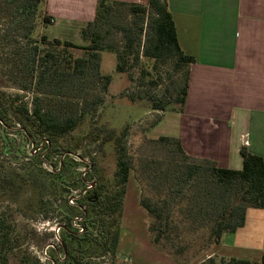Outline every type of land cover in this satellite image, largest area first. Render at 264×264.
I'll use <instances>...</instances> for the list:
<instances>
[{
  "label": "trees",
  "instance_id": "trees-1",
  "mask_svg": "<svg viewBox=\"0 0 264 264\" xmlns=\"http://www.w3.org/2000/svg\"><path fill=\"white\" fill-rule=\"evenodd\" d=\"M45 5L46 0H0V10L10 15L12 27L17 28L16 36L27 41L20 58L21 66L34 77L38 92L29 104L21 94L0 90V123L4 129L13 126L8 122L11 116L17 119L15 124L23 125L22 132L28 137L38 133L58 140L80 128L87 119L92 123L105 102L102 93L93 92V86L100 84L101 91L108 92L113 79L112 75L101 72L104 51L116 55L117 72L127 74L130 81L134 80V68L145 59L139 77L141 86L146 78L151 86H157L163 79L161 67L170 64L168 78L174 85L173 91L167 87V94L162 98L158 94H130L129 97L132 100L146 98L158 111L184 110L190 66L195 58L181 49L168 0H148L147 4L99 0L94 19L79 32L82 43L50 40L46 34L39 38L32 36L39 9L45 10ZM50 20V16L44 17V22ZM117 33L122 35V48L115 41ZM77 50L82 54L75 55ZM181 72H184L183 81L177 84L174 76ZM40 94L78 99L82 104L67 115L52 106H43ZM167 95L173 97V101L167 100ZM128 130V125L119 135L110 130L109 137L105 138V142L112 141L115 146L116 172L111 185L106 186L98 179L94 195L89 198L90 226L97 224L103 233L79 234L71 227H64L60 242L66 260L60 261L56 250L52 249L50 258L54 264H83V259H87L86 264H94L93 259L104 253L116 255L132 171L141 186L140 205L150 219L148 230L152 242L164 252L168 248L177 250L166 252L174 259L176 253L190 248H198L199 254L221 244L226 233H234L245 225L249 208L264 209L263 156L242 147L243 168H223L214 160L190 155L180 138L161 135L147 138L135 157L129 155L124 143ZM48 174L58 182L65 178L64 172ZM58 208L68 219L78 214V209L67 204L66 197ZM13 230V219L3 213L0 216V264H8L9 252L23 245L19 236L12 234ZM21 260L24 264H44L39 256L26 250ZM206 263L264 264V256L260 262L236 257H222L217 262L211 256Z\"/></svg>",
  "mask_w": 264,
  "mask_h": 264
},
{
  "label": "rangeland",
  "instance_id": "rangeland-1",
  "mask_svg": "<svg viewBox=\"0 0 264 264\" xmlns=\"http://www.w3.org/2000/svg\"><path fill=\"white\" fill-rule=\"evenodd\" d=\"M47 16L43 7L39 9L32 34L39 38L46 34L50 40L58 38L75 43H82L78 26L63 27L53 26V21L44 22ZM131 20V16H128ZM85 27V26H84ZM17 28L12 27L10 15L0 10V90L7 94H21L29 104L38 95L34 77H30L22 68L20 60L26 39L16 36ZM115 41L122 48L124 45L122 35L117 33ZM82 51H75L81 55ZM145 59L133 70L134 80L130 81L127 74L118 73L116 70V55L109 51L102 52L101 72L113 76L108 92L101 91V85L93 86L95 94L102 93L104 104L93 122L88 123L74 131H70L60 139H51L46 134H34L28 137L23 131V125L17 119L9 116L8 122L13 125L4 129L0 123V216L6 213V218L13 219L14 230L12 234L19 236L22 246L8 254V264H24L21 260L23 251H28L39 256L44 264H53L48 260L52 248L45 253V249L52 244L58 245L60 236L55 229L63 221L59 211V202L64 201L68 191L65 190L75 184L80 185L78 167L71 168V172L61 181H55L48 172L52 171L49 162L58 163L60 154L86 153L90 158L95 157L96 178L106 186L113 183L116 172V151L114 143L105 142L110 130L119 135L125 126H129L127 136L124 138L129 155L137 157V150L147 138H157L165 132L171 131L162 126L164 114L174 115L179 111L168 109L158 111L152 108L148 99H130L129 95L146 96L158 94L160 98L167 94L166 88L172 86L168 72L171 65L161 67L162 80L157 86H151L149 79H145L143 86L139 85L140 71ZM177 84L183 81L184 72L176 73ZM28 86L29 89H24ZM43 106H52L54 109L69 114L74 112L82 103L78 99L61 98L40 94ZM172 99L167 95V100ZM63 101L62 103L60 101ZM51 102H57L53 104ZM177 108L179 107L176 105ZM105 128V131L104 129ZM20 130V131H19ZM49 137L50 145L43 142L44 137ZM31 139L33 141H31ZM33 142V144H32ZM91 154V155H90ZM92 156V157H91ZM70 158V157H67ZM89 158V157H88ZM70 162L72 159H69ZM51 162V163H52ZM78 166V165H77ZM130 193L126 204V215L122 220L120 244L116 255L104 253L93 259L94 264H207L206 261L213 256L217 262L221 256L216 248H208L197 254L198 248L176 253V259L166 252H175L168 248L166 252L158 249L152 242L148 230L150 222L147 211L140 205L141 186L136 180L135 172L131 173ZM138 187L135 188V185ZM128 186V187H129ZM66 188V189H65ZM139 192V194H138ZM97 222V221H96ZM91 227V233L100 235L101 228ZM102 233H101V232ZM14 235V236H15ZM48 254V255H47ZM197 254V255H196ZM83 264L87 259L82 260Z\"/></svg>",
  "mask_w": 264,
  "mask_h": 264
},
{
  "label": "crops",
  "instance_id": "crops-1",
  "mask_svg": "<svg viewBox=\"0 0 264 264\" xmlns=\"http://www.w3.org/2000/svg\"><path fill=\"white\" fill-rule=\"evenodd\" d=\"M98 1L46 0L45 13L53 26L83 28L94 19ZM168 6L181 49L195 62L184 110L164 114L162 126L171 131L162 135L180 138L192 156L241 170L242 147L264 157V0H168ZM129 193L130 186L125 215ZM210 248L221 257L260 262L264 209L249 208L245 225Z\"/></svg>",
  "mask_w": 264,
  "mask_h": 264
},
{
  "label": "flooded vegetation",
  "instance_id": "flooded-vegetation-1",
  "mask_svg": "<svg viewBox=\"0 0 264 264\" xmlns=\"http://www.w3.org/2000/svg\"><path fill=\"white\" fill-rule=\"evenodd\" d=\"M31 141H33L31 139ZM43 142L47 145H50L51 148V140L47 136L43 138ZM33 144V142H32ZM68 154H60L59 162H49L48 160H44L43 162L49 163L53 168L51 173L60 174L62 172L68 175L71 172V168L74 166L78 167V179L80 181V185L75 184L68 188V195L66 197V202L70 207H74L78 209V214L71 215L68 218L63 217V221L59 224V236L60 232L64 229V227H71L72 229L77 230L79 234L85 233L87 231H91V218L89 216V198L94 195L95 188L97 186L98 180L95 174V157L90 158L89 155L86 156V153H69L70 151H66ZM91 155V154H90ZM70 157V158H67ZM89 157V158H88ZM69 159H72L71 162ZM78 165V166H77ZM73 191H77L76 198L73 201H70V196ZM61 203V202H60ZM57 232L56 235L58 236ZM49 248L56 250L57 257L60 261L66 260V255L62 251V244L59 241L58 245L52 244L49 245L46 249V252ZM48 255V254H47ZM48 260H51L50 255H48ZM52 261V260H51ZM53 262V261H52ZM54 264V262H53Z\"/></svg>",
  "mask_w": 264,
  "mask_h": 264
},
{
  "label": "built area",
  "instance_id": "built-area-1",
  "mask_svg": "<svg viewBox=\"0 0 264 264\" xmlns=\"http://www.w3.org/2000/svg\"><path fill=\"white\" fill-rule=\"evenodd\" d=\"M246 143H248V142H246ZM76 194H77V191H73L72 193H71V196H70V201L72 202L73 201V199H75L76 197ZM55 231L57 232V234L59 233V226H57V228L55 229ZM47 249V248H46ZM46 249H45V253H46ZM42 258V257H41ZM42 260V259H41Z\"/></svg>",
  "mask_w": 264,
  "mask_h": 264
}]
</instances>
